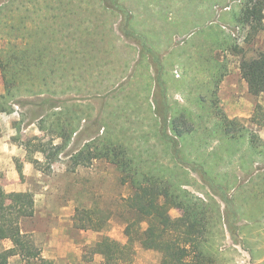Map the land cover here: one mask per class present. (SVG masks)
<instances>
[{
    "label": "rangeland",
    "instance_id": "1",
    "mask_svg": "<svg viewBox=\"0 0 264 264\" xmlns=\"http://www.w3.org/2000/svg\"><path fill=\"white\" fill-rule=\"evenodd\" d=\"M247 1L0 0V34L1 24L12 21L20 33L27 29L29 43L41 41L47 51V92L38 97L22 92L0 113V136L24 152L14 170L35 201L33 217L21 227L36 256L19 253L8 264H43L40 258L50 264H101L102 257L92 254L99 240L125 243L122 204L134 181L125 179L108 152L85 166L70 159L85 150L105 151L109 144L125 149L138 173L135 180L143 173L163 177L205 204L202 248L217 264H264V125L250 123L255 105L264 108V93L250 96L239 74L241 55L254 57L264 47V30L254 34L242 24ZM231 84L233 93L226 88ZM231 98H240L241 111L250 115L236 118L246 129L236 139L223 134L219 121ZM162 109L170 142L160 135ZM251 131L260 146L250 144ZM24 162L38 176L23 175ZM10 177L0 172L4 194L15 192L4 188ZM62 204L67 209L55 216L52 211ZM89 212L91 222L84 216ZM169 214L178 217L180 209ZM93 225H101L99 232L89 228ZM53 228L66 231L73 244L47 258L44 242ZM10 247L0 241V250ZM134 248L133 264L160 263L158 252Z\"/></svg>",
    "mask_w": 264,
    "mask_h": 264
},
{
    "label": "trees",
    "instance_id": "2",
    "mask_svg": "<svg viewBox=\"0 0 264 264\" xmlns=\"http://www.w3.org/2000/svg\"><path fill=\"white\" fill-rule=\"evenodd\" d=\"M263 11L264 0H248L242 11V24L249 25L254 34L263 31ZM11 23L13 22L5 21L1 24L4 29H2V35L0 34V55L5 56L4 62L0 63V71L5 95L0 96V113L9 111L10 100L20 96L22 92L31 97L42 96L47 92L45 47L41 45V41L29 43L26 38L27 29L26 31L23 29L20 33L19 29ZM56 59L57 57L54 61ZM13 66H16V69L11 72ZM29 72L32 74L27 75ZM239 74L246 83L250 96L257 97L264 93V47L257 50L254 57L246 58L245 55H241ZM28 80H33L34 84L28 85ZM159 118L160 121L162 120L160 135L165 136L170 142L172 138L167 134L165 123L166 110H161ZM56 120H59V116ZM219 121L223 134L231 139L238 138L246 130L240 121L228 119L224 114L219 116ZM250 123L255 127L264 125V108L261 105H255ZM172 131L176 136L182 134L174 123ZM248 136L252 146H260L261 140L255 132H249ZM108 146L105 151L85 150L70 157L74 166H85L93 159L105 157L108 152V158L118 165L125 179L134 181L131 182L132 193L123 199L122 204L127 213L123 229L126 241L122 244L109 237L99 240L94 245L92 254H99L102 257L101 264H133L135 244H139L143 249L158 252L159 264H217L202 248L208 232L205 204L186 191H177L163 177L143 175V173L140 174L139 179L135 180L134 174L138 173L135 172V164L133 166V161L127 157L125 149L116 144ZM38 150L42 152L41 148ZM29 162L37 164V161L33 159ZM192 170L195 169L192 168ZM206 185L210 190L213 188L209 187V183ZM215 195L225 205L230 203L224 194ZM33 206V194L30 192L4 194L0 190V241H9L11 244L10 248L0 250V264H8L10 257L23 252L36 256L31 253V240L21 227L24 219L33 217ZM175 206L180 209V215L173 218L169 212ZM84 216L91 222L92 212ZM74 222H78L77 219L74 218ZM100 227L101 225L97 227L93 225L89 228L99 232ZM38 260L43 264H50L44 259Z\"/></svg>",
    "mask_w": 264,
    "mask_h": 264
},
{
    "label": "crops",
    "instance_id": "3",
    "mask_svg": "<svg viewBox=\"0 0 264 264\" xmlns=\"http://www.w3.org/2000/svg\"><path fill=\"white\" fill-rule=\"evenodd\" d=\"M226 88H227V91L230 93H233L234 89H236L235 85L233 84H231L229 87H226ZM3 93H4V88H3L2 81L0 78V96H2ZM226 104L229 105V111L227 110L226 112L227 113L226 117L228 119H236V118H242V117L249 118L250 117V115H245V113L241 111V99L240 98L227 99L225 101V105ZM252 107L253 105L250 104V112L252 110ZM24 156H25L24 152L21 151L20 147H18L17 145L13 144L10 141V137L5 136V135L0 136V172L5 173L6 175H11L10 185L4 186L6 190L15 191V192H24L26 190L30 191L29 187H27L25 183H22L20 181L18 175L16 174L14 170L15 160L16 159L24 160ZM24 171H27V173L24 172L23 175L27 174L26 176H31V175L38 176V172L33 171L30 165L27 164L26 162H24ZM37 184H41V182H37ZM41 188L43 190H46L47 187L45 185H42ZM46 203H47V200H44L43 204L45 205ZM66 209H67V206H65V204H62L59 210H55L54 212L52 211V213H54V215L57 216L59 215V213L61 214ZM71 215L72 214H70V216ZM72 244H73L72 241L69 240L68 237L66 236V231H63V229L53 228L48 233L46 241L44 242L45 250L43 253L49 254V255H45V257L47 258H54V254L61 255L62 252H64V250H66L68 246L72 247Z\"/></svg>",
    "mask_w": 264,
    "mask_h": 264
}]
</instances>
